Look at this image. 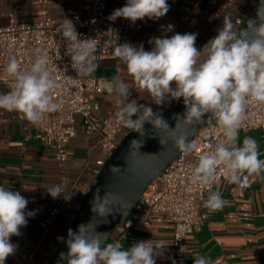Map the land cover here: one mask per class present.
I'll list each match as a JSON object with an SVG mask.
<instances>
[{"label":"clouds","instance_id":"1","mask_svg":"<svg viewBox=\"0 0 264 264\" xmlns=\"http://www.w3.org/2000/svg\"><path fill=\"white\" fill-rule=\"evenodd\" d=\"M169 8L167 0H127L125 6L114 10L108 19L125 18L132 23L144 18L155 20L166 15ZM58 31L70 45L71 67L77 76L92 77L99 67L94 55L98 39H80L69 19L63 20ZM196 39V33L154 37L149 41L152 49L146 51L143 44H118V37L115 38L114 56L126 66L135 89L147 93L158 106L183 98L185 112L174 114L175 128H170L152 107L129 100L133 87L120 77L105 80L103 87L116 96L118 124L143 138L147 135L144 125L150 123L154 129L168 134V140L160 139L162 145L170 140L184 154H190L196 145L188 141L187 135H177L179 124L194 127L215 120L225 139L199 154L191 183L208 187V198L203 206L209 212H216L227 203L220 191H212L210 187L219 166H224L230 183H240L245 174L264 178V159L260 158L257 141L246 136L242 144L238 142L248 104L264 105V0L257 9V19L249 20L246 30L235 29L232 19L226 16L218 34L202 49L196 47ZM48 65L49 58L40 49L35 50L29 70H24L16 58H11L5 72L14 83L11 91L0 93V109L21 113L33 125L42 122L47 114L61 110L62 104L53 97L60 85ZM206 114H210L207 121ZM204 128L206 136L213 135L212 128ZM143 142V139H133L130 149L134 147L139 152ZM109 171L115 174L121 170L110 166ZM47 192L55 199L63 194V188L57 184ZM100 192L101 188L97 187L90 202L91 211L96 214L93 218L107 222L106 217L118 204L112 193L105 191L101 196ZM28 203L19 191L0 185V264H5L6 259L15 254L17 245L11 242V237L21 235L20 229L36 214L26 211ZM92 220L79 225L76 232L68 230V252L59 254L60 261L66 264H156L157 256H161L168 245L163 239L139 241L127 249L120 243H105L107 234L96 232ZM193 264H211V261L198 254Z\"/></svg>","mask_w":264,"mask_h":264},{"label":"crops","instance_id":"2","mask_svg":"<svg viewBox=\"0 0 264 264\" xmlns=\"http://www.w3.org/2000/svg\"><path fill=\"white\" fill-rule=\"evenodd\" d=\"M38 0H0V28L8 26L17 6L20 12L14 15L17 22L33 23L41 20L44 13L34 3ZM86 0H48V14L62 21L70 19L78 12ZM256 0H167L170 8L164 16L178 19L187 14L185 25L176 31L165 30L156 33L148 28L132 31L129 44H143L150 51L154 37L170 38L176 33H196L195 45L198 49L218 34L223 27L224 18L230 17L235 29L238 19L245 21ZM109 7L118 5L122 8L127 0H105ZM97 71L92 76L96 79L112 80L120 77L128 82L129 100L152 107L154 112L161 113L175 107L183 101L169 100L162 105L152 102L147 93L135 89L126 66L117 59L97 61ZM173 87L175 84L173 83ZM9 92L0 78V93ZM100 109L96 116L103 118L115 116L116 96L108 91L95 96ZM136 117H133L135 119ZM81 119L77 117L78 133L68 146L69 158L62 164L49 152L47 146L35 136V132L20 119V113L0 109V185L12 191H19L29 200L26 211H35L28 223L20 229L21 235L12 236L11 242L17 245L14 255L9 256L5 264H47L55 249L61 242L73 221L83 197L89 191L97 176V160L100 157V134H87L81 130ZM252 137L257 141L260 158L264 159V136L261 131L249 129L239 133V143ZM252 188L241 190L226 182L217 184L212 191H220L227 201L220 211L209 212L208 221L187 236L191 248L188 254L189 264L199 254L210 259L211 264H264V178L251 176ZM61 185L63 194L53 199L47 189L53 185ZM208 198V194L205 200ZM64 204L61 205V201ZM59 207L53 216L52 209ZM173 225L171 223H152L136 225L133 235L123 237L115 231L109 243L119 242L125 249L139 241L153 242L165 240L167 247L161 256H157L156 264H182L173 262Z\"/></svg>","mask_w":264,"mask_h":264},{"label":"built area","instance_id":"3","mask_svg":"<svg viewBox=\"0 0 264 264\" xmlns=\"http://www.w3.org/2000/svg\"><path fill=\"white\" fill-rule=\"evenodd\" d=\"M41 8L44 17L33 23L17 22L14 15L21 11L17 6L11 16L8 26L0 28V78L9 91L14 81L5 72L11 58H16L24 70H29L35 58V50L40 49L42 54L49 58V71L57 79L60 87L55 89L53 97L62 104L61 110L47 114L42 122L33 125L20 113V119L25 121L48 148L57 161L64 164L69 158L67 146L70 140L77 135V117H80L81 130L87 134L99 133L100 157L97 160V174L106 161L114 153L120 141L130 131L117 123L115 116L100 118L96 112L100 109L95 96L106 92L103 80L80 78L71 67L70 45L63 39L58 29L62 21L52 18L48 14V0H38L34 3ZM118 5L109 7L105 0H86L81 9L72 15V20L80 39H98V50L95 52V63L104 59H117L114 56L116 43H129L132 31L154 29L156 33L165 30L176 31L183 27L188 20L187 14L173 19L163 16L159 19L138 20L132 23L125 18L111 21L108 17ZM236 24L241 27L244 20L238 19ZM206 127V126H205ZM213 129L212 136L205 135V128H201L192 142L196 148L190 154L182 153L170 164L160 178L150 185L143 194L140 202L118 229L123 237L133 235L136 225H150L152 223H171L173 225V262L189 264L188 254L190 244L187 236L208 221L203 202L208 194V187L191 183L193 168L198 163V156L210 150V145L223 141L222 130L213 120L207 125ZM249 129L259 130L264 136V105L251 102L248 104L242 121L241 131ZM226 182L241 190L252 188L251 176L247 174L240 183H230L223 165L216 172L215 182L211 190L219 183ZM61 201V205L64 204ZM59 207L52 209L55 216ZM109 243V241H108ZM119 243V242H117Z\"/></svg>","mask_w":264,"mask_h":264},{"label":"water","instance_id":"4","mask_svg":"<svg viewBox=\"0 0 264 264\" xmlns=\"http://www.w3.org/2000/svg\"><path fill=\"white\" fill-rule=\"evenodd\" d=\"M209 1L206 0L204 7L208 5ZM260 3L261 0L255 1L243 26L239 29L246 30L248 21L257 19V9ZM258 24L259 21L257 20V26ZM249 36H252L251 30H249ZM184 112L185 106L182 101L175 107L159 114L170 128H175L176 120L173 118L174 114L180 115ZM208 115L210 114H206L204 117L205 121H207ZM205 126H207V123L192 127L181 122L177 129V135H187L188 141L192 142L198 131ZM144 129L147 135L143 138L134 131H130L122 138L119 146L106 161L95 177L89 191L83 197L73 221L47 264H58V261L59 264H66V261L59 260V254L68 252L66 244L68 230L72 229L76 232L79 225H86L92 219V225H96L95 231L106 233L107 240L105 243H108L112 234L122 226L126 218L138 205L147 188L160 178L167 167L182 154L181 151L173 146L170 140L163 145L160 143V139L168 140V134L163 130L154 129L150 123H145ZM133 139H143L144 141L138 150L139 152L134 147L130 149V142ZM110 166H117L121 171L113 174L109 171ZM97 187L101 188V196L105 194V191L112 193L118 204L113 206L112 213L106 217L107 222H102L99 217L93 218L96 214L91 211L92 205L90 202L94 198ZM91 230L92 228L89 226V231Z\"/></svg>","mask_w":264,"mask_h":264}]
</instances>
